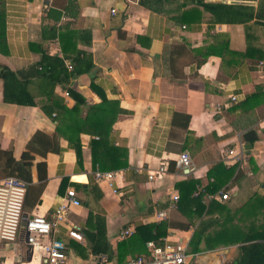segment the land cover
Here are the masks:
<instances>
[{"label":"crops","instance_id":"1","mask_svg":"<svg viewBox=\"0 0 264 264\" xmlns=\"http://www.w3.org/2000/svg\"><path fill=\"white\" fill-rule=\"evenodd\" d=\"M259 3L157 0V9H152L141 0H0V36L4 41L0 72L7 66L20 76H29L40 59L41 45L49 55L63 57L62 44L69 55L65 62H70L77 50L87 51L94 67L71 77L68 85L88 104L105 100L108 120L115 116L109 145L127 151V166L94 168L91 140L98 136L82 130L78 162L73 146L55 130L56 111L49 114L41 107L47 108V98L36 96L38 103L34 106L5 102L0 77V148L11 150L18 159L36 130L48 134L54 142L45 157L35 154L34 163L45 162L46 181L38 202L25 207L23 214L50 220L69 188L80 200L50 235L64 241L65 264H117V244L126 238L119 237L120 231H134L139 224L160 220L172 225L168 228L176 233L172 240L185 242L189 252L186 264H233L242 243L230 242V227L237 225L238 235L240 229L250 230L251 235L256 228H264V101L247 110L237 104L259 86L264 91V20L218 21L214 14L223 6L213 9L216 4H241L252 5L255 12ZM50 9L61 12L60 17L56 19L54 12L48 15ZM51 27L56 28L55 37ZM81 31H89V44L78 39ZM203 52L209 54L198 64ZM246 52L249 56L244 55ZM29 88L35 93L34 84ZM231 94L236 95L237 103L230 102ZM49 100L69 108L75 103L59 85ZM86 109L82 107V118L87 115ZM249 129L257 138L251 148L245 149L242 136ZM238 135L244 157L227 163V149L236 147ZM182 151L191 158L188 173L175 166ZM161 160L168 162V170L161 178L149 180L147 171ZM231 166L235 168L230 175L226 169ZM97 170L119 171L120 176L112 182L97 180ZM0 173V179L6 177L2 168ZM31 175L32 182L37 183L35 165ZM186 180L196 181L199 191L209 182L221 183L220 189H229V198L223 202L206 199V193L203 203L215 200L222 208L215 206L213 212L192 220L178 210L179 203L177 208L167 210V217H157L158 211L168 208L169 195H179L177 183ZM249 208L253 212L244 214ZM206 217L216 223L207 228L198 249L191 252L190 238L200 219ZM225 217L228 219L223 222ZM218 221L227 223L221 227V238L214 234L219 229ZM71 225L80 227L81 241L66 235ZM97 237L112 249L110 259L106 253L91 251ZM129 256H125V262ZM0 264L47 263L30 250L20 229L12 243L0 242Z\"/></svg>","mask_w":264,"mask_h":264},{"label":"trees","instance_id":"2","mask_svg":"<svg viewBox=\"0 0 264 264\" xmlns=\"http://www.w3.org/2000/svg\"><path fill=\"white\" fill-rule=\"evenodd\" d=\"M192 1L196 3L201 2V0ZM141 4L152 9H157V0H141ZM216 5L217 6L213 9H222L223 6V10H219L216 15L214 14L215 19L218 21L247 22L253 19V17H257L256 20L258 23H260L261 19L264 20V0H260L258 9L255 12L252 5ZM210 9H212V7H210ZM53 12L56 13L57 16L55 17L58 19L61 12L50 9L47 14L51 15ZM50 30L54 33L56 28L51 27ZM53 36L55 37V33ZM78 39L85 44H89V31L78 32ZM3 43V36H0L1 48ZM39 51L41 53L40 59L35 63V67L31 69L27 77L20 76L7 66L3 67L0 72V77L3 82V100L8 103L34 106L38 103L35 100L36 96H45L49 101V105L46 108L41 104V107L47 112L56 111L53 117L57 121L55 130L63 135L68 140V143L73 146L78 162L81 160L79 133L82 130H86L98 136L91 140L94 168L107 170L109 168L118 169L127 166V151L109 145L108 136L115 116H112V118L108 120L109 108L105 109V100H102L99 104H88L80 93L68 85L71 77L87 73L94 67L91 54L87 51L77 50L76 53L71 56L70 63L72 67L68 69L64 59L69 58V55L66 54L65 47L62 44L61 51L64 54L63 57L49 55L42 45ZM201 54L202 59H197L198 64L201 63L209 53L203 52ZM248 54V52L244 53L245 56H249ZM33 84L36 86L35 93L29 88V86ZM58 85L63 87L67 94L75 100L72 107L69 108L65 104H61L55 100H49L52 98L54 89ZM262 101H264V91L262 86H259L253 94L237 104L240 103L241 107L247 110L248 108H252L254 103L258 104ZM114 105L115 104L112 103V107ZM83 106L87 108V115L84 118L81 117ZM59 108L62 109V112H58ZM90 126L93 128L92 130H90ZM53 148L54 142L51 136L40 130H36L32 134L18 159L12 155L11 150L0 148V168L4 171V176H15L25 182L23 209L25 207L31 208L38 202L39 194L46 181L45 162L40 160L34 163L35 154L45 157L46 153ZM33 165H35L37 172V183L32 182L31 168ZM234 168L235 166H231L226 170L231 175ZM63 180H65V178H63ZM195 183L196 181L193 180L177 183V188L179 190L178 210L182 211L189 220L200 217L205 212L207 214L213 212L212 208L215 206L219 209L222 208L221 204H218L215 200H211L208 203H203L202 201L206 193H213L219 190L221 183L217 184L214 181L209 182L202 186L198 195L193 196V192L197 189ZM182 201H185V203L183 207L180 208V204L182 206ZM252 212L253 208H251V210L249 208L248 212L244 211V214L249 215ZM261 214L264 216L263 211ZM226 219H228V217L223 218V222H225ZM214 220L215 219L209 217L200 219L190 238L189 251L192 252L198 249V244L202 235L207 228L216 223ZM225 224L227 223L218 221L217 226L219 229L214 233L218 235V238H221L223 233L221 227ZM170 227H172L170 222L165 220L137 225L129 236L118 242L117 252L115 253L117 264H126L125 256L127 254L137 256L145 253L147 251L146 242L148 241H152L156 245L161 244L162 238L168 233V228ZM183 227L187 228V225ZM238 228L239 227L236 225L229 229L232 236L230 242L235 241L242 243L238 247L239 253L233 260V264H264V228H256L255 233H251V235L249 234L250 232L248 233L250 230L244 231L242 229H240V234L238 235ZM96 239L97 243L92 244L91 251L106 253L108 259H110L112 257V249L107 248L108 245L106 242L102 245L99 237ZM187 253L189 252L187 251Z\"/></svg>","mask_w":264,"mask_h":264},{"label":"built area","instance_id":"3","mask_svg":"<svg viewBox=\"0 0 264 264\" xmlns=\"http://www.w3.org/2000/svg\"><path fill=\"white\" fill-rule=\"evenodd\" d=\"M114 10L112 9L111 12ZM66 66L71 69V63L66 61ZM231 103H237L236 95H229ZM236 147L227 149V163L238 162L244 157V147L241 135L235 140ZM191 158L189 154L182 151L175 159V166L188 173L191 169ZM168 170V162L161 160L159 165L147 171V178L154 180L161 178ZM94 176L97 180H107L112 182L116 176H120L119 171H95ZM198 188L193 193L198 195ZM25 196V182L15 176H6L0 180V242L12 243L22 230L25 242L31 251L37 252L46 261L47 264H65L67 259L66 245L63 240L51 237V232L56 228L59 222L65 219V216L74 206L80 204L76 192L69 188L59 205L55 207L50 220L43 216L33 215L25 216L23 214V201ZM206 199H215L223 202L229 198V189L222 188L214 193H208ZM179 195L175 192L169 195L168 208L156 213L157 217H167V210L178 207ZM132 233V228H125L120 231L119 237H127ZM66 235L77 241L83 239L80 227L71 225L66 230ZM50 236V238H48ZM176 236L174 231L168 233L162 238V243L156 245L152 241L146 242L145 253L137 256H129L126 264H186L188 253L185 242L181 239L172 240ZM43 237H46L45 240Z\"/></svg>","mask_w":264,"mask_h":264},{"label":"water","instance_id":"4","mask_svg":"<svg viewBox=\"0 0 264 264\" xmlns=\"http://www.w3.org/2000/svg\"><path fill=\"white\" fill-rule=\"evenodd\" d=\"M243 140L246 142L245 149L251 148V142L257 138L255 131L249 129L243 133Z\"/></svg>","mask_w":264,"mask_h":264},{"label":"rangeland","instance_id":"5","mask_svg":"<svg viewBox=\"0 0 264 264\" xmlns=\"http://www.w3.org/2000/svg\"><path fill=\"white\" fill-rule=\"evenodd\" d=\"M3 176V173H0V177H2ZM1 180V179H0Z\"/></svg>","mask_w":264,"mask_h":264}]
</instances>
